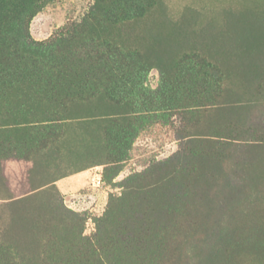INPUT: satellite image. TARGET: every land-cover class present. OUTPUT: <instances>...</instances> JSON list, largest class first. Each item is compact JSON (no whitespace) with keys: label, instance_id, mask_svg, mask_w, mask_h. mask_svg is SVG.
I'll return each mask as SVG.
<instances>
[{"label":"trees","instance_id":"1","mask_svg":"<svg viewBox=\"0 0 264 264\" xmlns=\"http://www.w3.org/2000/svg\"><path fill=\"white\" fill-rule=\"evenodd\" d=\"M53 1L0 0V264H264V0H242L236 27L227 15L237 88L223 61L155 63L112 35L160 0H93L38 40ZM155 124L177 149L115 181ZM71 133L91 141L86 164L66 154ZM96 165L121 192L86 234L56 181Z\"/></svg>","mask_w":264,"mask_h":264},{"label":"rangeland","instance_id":"2","mask_svg":"<svg viewBox=\"0 0 264 264\" xmlns=\"http://www.w3.org/2000/svg\"><path fill=\"white\" fill-rule=\"evenodd\" d=\"M93 0H54L39 12L31 23V32L38 40L49 38L59 27L70 20L79 19L87 11ZM242 0H160L145 17L113 27L111 33L121 42L139 47L152 61L170 63L179 55L197 50L212 60L223 61L231 86L237 88L241 82L240 56L228 51L233 44L227 35L231 29L227 15L233 16V27L237 26L238 13ZM229 31V33H228ZM234 34H236L233 31ZM227 35V36H226ZM226 37V38H224ZM237 44V43H236ZM243 74V73H242ZM160 80L158 67L151 70L149 83L157 86ZM84 139V140H83ZM91 141L84 135H69L67 144L71 162L83 165V145ZM178 147L171 127L155 124L141 133L135 141L130 158L124 162L120 175L115 181L141 171L153 160L171 155ZM69 156H66L68 158ZM67 160L64 162L67 163ZM98 188L87 192L64 195L66 204L73 210L88 212L86 234L95 230V218L105 211L111 193H120L121 188L104 178ZM89 192V194H88ZM87 199V200H84ZM4 203L0 199V217Z\"/></svg>","mask_w":264,"mask_h":264},{"label":"crops","instance_id":"3","mask_svg":"<svg viewBox=\"0 0 264 264\" xmlns=\"http://www.w3.org/2000/svg\"><path fill=\"white\" fill-rule=\"evenodd\" d=\"M141 134L138 137L140 140ZM103 165H96L65 177L56 181V186L64 195L77 194L87 192L90 188H98L103 183ZM89 194V192H88ZM84 200H87L84 198Z\"/></svg>","mask_w":264,"mask_h":264}]
</instances>
